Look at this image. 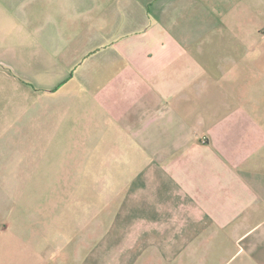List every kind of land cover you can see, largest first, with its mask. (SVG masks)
<instances>
[{
	"label": "crops",
	"instance_id": "1",
	"mask_svg": "<svg viewBox=\"0 0 264 264\" xmlns=\"http://www.w3.org/2000/svg\"><path fill=\"white\" fill-rule=\"evenodd\" d=\"M0 264H264V0H0Z\"/></svg>",
	"mask_w": 264,
	"mask_h": 264
},
{
	"label": "rangeland",
	"instance_id": "2",
	"mask_svg": "<svg viewBox=\"0 0 264 264\" xmlns=\"http://www.w3.org/2000/svg\"><path fill=\"white\" fill-rule=\"evenodd\" d=\"M92 181H93V180L91 179V185H92ZM89 186H90V185H89ZM102 201H103V200H102Z\"/></svg>",
	"mask_w": 264,
	"mask_h": 264
}]
</instances>
